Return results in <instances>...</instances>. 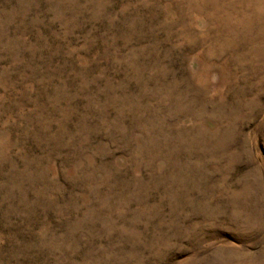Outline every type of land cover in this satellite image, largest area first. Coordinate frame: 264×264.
I'll list each match as a JSON object with an SVG mask.
<instances>
[{
  "label": "rangeland",
  "instance_id": "1",
  "mask_svg": "<svg viewBox=\"0 0 264 264\" xmlns=\"http://www.w3.org/2000/svg\"><path fill=\"white\" fill-rule=\"evenodd\" d=\"M0 264H264V0H0Z\"/></svg>",
  "mask_w": 264,
  "mask_h": 264
}]
</instances>
